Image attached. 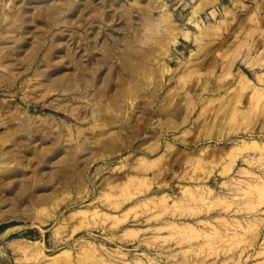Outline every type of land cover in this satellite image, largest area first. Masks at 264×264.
Segmentation results:
<instances>
[{"label": "rangeland", "instance_id": "1", "mask_svg": "<svg viewBox=\"0 0 264 264\" xmlns=\"http://www.w3.org/2000/svg\"><path fill=\"white\" fill-rule=\"evenodd\" d=\"M0 264H264V0H0Z\"/></svg>", "mask_w": 264, "mask_h": 264}, {"label": "water", "instance_id": "2", "mask_svg": "<svg viewBox=\"0 0 264 264\" xmlns=\"http://www.w3.org/2000/svg\"><path fill=\"white\" fill-rule=\"evenodd\" d=\"M12 227H7L5 228L2 232H0V236H3L5 233H7L6 231L11 229ZM10 231V230H9Z\"/></svg>", "mask_w": 264, "mask_h": 264}]
</instances>
